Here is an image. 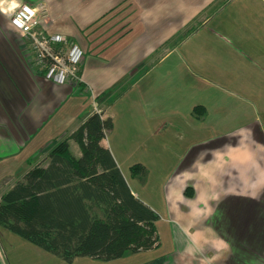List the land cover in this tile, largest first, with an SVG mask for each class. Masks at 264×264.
<instances>
[{"label": "crops", "instance_id": "0c3cea01", "mask_svg": "<svg viewBox=\"0 0 264 264\" xmlns=\"http://www.w3.org/2000/svg\"><path fill=\"white\" fill-rule=\"evenodd\" d=\"M23 2L43 4L39 29L61 35L65 48L82 50L78 74L84 88L27 71V57L17 56L22 50L12 39L18 31L10 23L0 27V159L18 153L50 119L62 130L11 180L100 110L112 123L101 145L135 197L110 135L113 143L164 138L187 145L169 166L168 216L164 235L157 231L158 245L109 261L75 257L70 264H264V57L248 54L256 48L235 26L245 11L264 9V0ZM121 14L129 17L125 25ZM110 15L116 23L100 30ZM119 102L117 115L112 108ZM63 107L69 113L60 120ZM68 144L79 157L78 144ZM2 257L0 252V264Z\"/></svg>", "mask_w": 264, "mask_h": 264}, {"label": "trees", "instance_id": "16d2710c", "mask_svg": "<svg viewBox=\"0 0 264 264\" xmlns=\"http://www.w3.org/2000/svg\"><path fill=\"white\" fill-rule=\"evenodd\" d=\"M111 125L109 117L92 112L58 140L46 166L29 168L1 193L0 226L67 263L75 257L109 261L156 247L158 214L134 196L101 145ZM69 139L78 144L79 157L71 154ZM137 168L142 173L144 166L131 171Z\"/></svg>", "mask_w": 264, "mask_h": 264}, {"label": "rangeland", "instance_id": "374dc122", "mask_svg": "<svg viewBox=\"0 0 264 264\" xmlns=\"http://www.w3.org/2000/svg\"><path fill=\"white\" fill-rule=\"evenodd\" d=\"M23 1L25 0H0V9L6 10L5 13L0 12V27L4 24L9 23L8 15L21 3H24ZM250 10L252 13H250ZM250 10L245 11L242 17H236L238 20L235 22V26L239 29L244 30V39H249L247 41H250L249 43L256 48L254 49L255 53L253 54L250 52V49H247L248 54L252 56V58L258 59L264 57V9L254 8ZM40 17L41 16H38V28H40L43 20L42 17ZM117 17H113V15H110V22L104 21L100 23V30H102V28L106 27L107 25L110 26L111 22L115 21L114 18L117 19ZM107 18H105V20H107ZM119 19H121V24L125 25L126 21L129 20V17L128 15L122 16L121 14V18ZM131 25L133 26L132 28H138L137 25ZM255 25L258 27L256 28V31L251 30L250 28ZM12 39L13 43L22 50L19 52L17 51V56H19V58H21V56L27 57L26 59H24L27 71H31L34 74H39L40 76L45 75V73L50 68V64L48 63L50 61H47L44 58L40 59V57L38 56L39 51L37 50V48L33 44H31L28 39L23 37L20 32H17V36L14 35ZM68 48V46L65 49L64 47H58L53 45L51 47L54 53L61 52L62 56L66 54ZM99 48L97 49V51L99 50ZM212 80L211 82L213 83ZM55 84H68L74 88H84V86H81V82L71 75L65 78V80L61 83ZM223 99L229 100V98L225 96L223 97ZM205 102L207 103L208 101L205 100ZM120 104L121 102L113 105L112 108V111H115L117 115L119 113L118 111L120 109ZM62 109L63 112L58 113L57 116L58 118H60V120H64L65 114L69 113L67 107H63ZM99 112H101V110ZM51 120L52 119H50L42 128H40L39 132L36 133L34 137L29 140L28 143H25L24 147L18 153L10 155L5 159H0V185L4 180H9L8 184L4 185H7L6 187H3L2 185V188H0V195L1 193L7 190V187L10 186V183L16 181H13L14 179L11 180L12 176L19 174L21 170H23V166H25L27 159H29L31 155H33L39 150L40 145L46 143L49 139L61 133L62 130L58 127V120H56V122H51ZM77 127H75L72 131H74ZM109 139L111 141V148L112 150H114V154L119 159L122 169L126 173L128 180L130 181L132 187L138 195L137 198L141 200L144 204L149 206L151 209H153L160 217L159 221H157L155 225L159 234L163 236L165 231L163 227V219L165 218V216H168L166 213L167 210L165 209L166 203L164 184L170 174L169 166L172 163L171 160L176 161L177 157L180 155L179 152L184 149L187 145L182 143H175V141L168 142L164 138L161 140L142 139L143 142H141V140L137 143H113V141L115 140L113 134L110 135ZM54 144L45 147L44 150H42L40 154H38L39 156L37 155L38 157L31 161L29 168L36 165L42 167L46 166L48 162V152ZM137 163H140L144 166L142 173L138 171V168L135 171H131V168ZM0 252L3 256L2 259L4 264H70L72 262L71 261L70 263H67L61 261L51 253L28 242L18 234L13 233L1 226Z\"/></svg>", "mask_w": 264, "mask_h": 264}, {"label": "built area", "instance_id": "2783aa9c", "mask_svg": "<svg viewBox=\"0 0 264 264\" xmlns=\"http://www.w3.org/2000/svg\"><path fill=\"white\" fill-rule=\"evenodd\" d=\"M0 12L5 13L6 10L3 9L2 11L0 9ZM45 14L46 9L43 4L35 6L21 3L8 17L9 23L37 48L40 59L44 58L50 61L48 62L50 68L43 75L47 80L61 83L71 75L80 81L78 69L83 58L82 50L77 45H72L63 56L61 52L54 53L51 49L52 45L64 47L61 45L63 39L58 34H45L37 27L39 23L38 16L43 19Z\"/></svg>", "mask_w": 264, "mask_h": 264}]
</instances>
